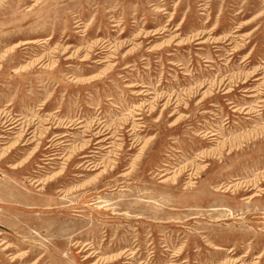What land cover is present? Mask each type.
I'll return each instance as SVG.
<instances>
[{
	"label": "rangeland",
	"instance_id": "1",
	"mask_svg": "<svg viewBox=\"0 0 264 264\" xmlns=\"http://www.w3.org/2000/svg\"><path fill=\"white\" fill-rule=\"evenodd\" d=\"M0 137V264H264V0H0Z\"/></svg>",
	"mask_w": 264,
	"mask_h": 264
},
{
	"label": "bare ground",
	"instance_id": "2",
	"mask_svg": "<svg viewBox=\"0 0 264 264\" xmlns=\"http://www.w3.org/2000/svg\"><path fill=\"white\" fill-rule=\"evenodd\" d=\"M19 126V124L18 123H15V124H12L11 126H10V128H7V130H8V132H9V130H15L17 127ZM214 134H212L211 136H213ZM21 136H23V134L22 135H20V137ZM1 138V137H0ZM88 167H89V165H88ZM191 168V167H190Z\"/></svg>",
	"mask_w": 264,
	"mask_h": 264
}]
</instances>
